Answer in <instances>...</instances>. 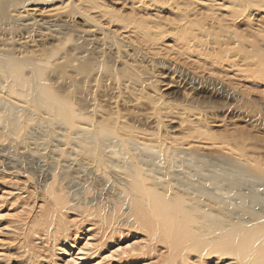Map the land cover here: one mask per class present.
Masks as SVG:
<instances>
[{"label": "rangeland", "instance_id": "1", "mask_svg": "<svg viewBox=\"0 0 264 264\" xmlns=\"http://www.w3.org/2000/svg\"><path fill=\"white\" fill-rule=\"evenodd\" d=\"M23 4L9 14L55 13L52 26L0 25V51L34 58L43 85L80 114L77 127L187 148L222 161L224 177L241 163L264 167V0ZM23 77L32 79L28 67ZM12 81L0 67V264H236L142 221L125 177L97 166V149L82 152L92 141Z\"/></svg>", "mask_w": 264, "mask_h": 264}, {"label": "bare ground", "instance_id": "2", "mask_svg": "<svg viewBox=\"0 0 264 264\" xmlns=\"http://www.w3.org/2000/svg\"><path fill=\"white\" fill-rule=\"evenodd\" d=\"M31 1L51 0H0V25L13 21L21 30L52 26L55 13L40 18L29 17L24 11L9 14L10 4L24 2L23 7ZM241 8L244 11L249 5ZM10 54L0 51V67L13 83L31 86L33 99L51 115L50 120L57 119L70 131L81 133L82 139L92 141V146L82 148V152L89 157L97 149L98 153L90 156L97 166L117 169L125 177H119V182L141 220H149L152 226L158 224L165 237L177 244L201 240L197 249L201 256L221 253L234 256L236 264H264V167L248 168L241 163L238 173L224 177L222 161L218 165L212 159L192 155L187 148L123 141L114 127L79 128L76 122L80 114L43 85L42 66L34 58ZM25 67L30 69L29 83L23 77Z\"/></svg>", "mask_w": 264, "mask_h": 264}]
</instances>
